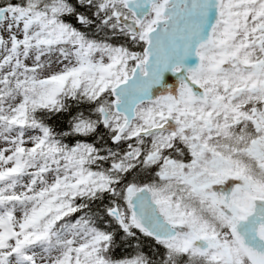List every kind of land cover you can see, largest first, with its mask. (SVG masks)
Wrapping results in <instances>:
<instances>
[{
	"label": "snow or ice",
	"instance_id": "6c2138e0",
	"mask_svg": "<svg viewBox=\"0 0 264 264\" xmlns=\"http://www.w3.org/2000/svg\"><path fill=\"white\" fill-rule=\"evenodd\" d=\"M0 264H264V0H0Z\"/></svg>",
	"mask_w": 264,
	"mask_h": 264
},
{
	"label": "water",
	"instance_id": "95a60500",
	"mask_svg": "<svg viewBox=\"0 0 264 264\" xmlns=\"http://www.w3.org/2000/svg\"><path fill=\"white\" fill-rule=\"evenodd\" d=\"M189 64H191V62H189ZM165 80L169 83V84H174L176 82V77L172 75L171 72H167L164 74Z\"/></svg>",
	"mask_w": 264,
	"mask_h": 264
},
{
	"label": "trees",
	"instance_id": "16d2710c",
	"mask_svg": "<svg viewBox=\"0 0 264 264\" xmlns=\"http://www.w3.org/2000/svg\"><path fill=\"white\" fill-rule=\"evenodd\" d=\"M57 123H58L59 126L63 127V120L58 121ZM117 254L119 255L120 253L118 252Z\"/></svg>",
	"mask_w": 264,
	"mask_h": 264
}]
</instances>
